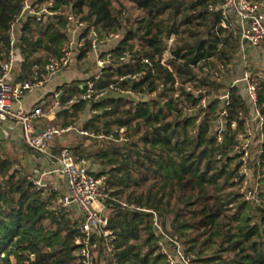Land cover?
I'll return each mask as SVG.
<instances>
[{"label":"trees","instance_id":"obj_1","mask_svg":"<svg viewBox=\"0 0 264 264\" xmlns=\"http://www.w3.org/2000/svg\"><path fill=\"white\" fill-rule=\"evenodd\" d=\"M24 1L0 0V76L1 65L12 50L10 37ZM45 1L52 3V12L63 15L47 16L42 22L29 16L21 21L15 45L18 81L33 80L34 66L43 67L60 56L69 41L70 14L95 27L104 44L111 34L122 36L102 52L103 57L111 53L113 64L97 80L98 90L118 83L123 75L144 72L138 81L120 84L140 95L137 103L125 97L100 103L79 101L58 111L51 124L77 125L107 137L102 141L82 137L65 148L96 167L93 175L106 178L111 194L104 209L109 213V230L116 237L119 264H167L158 251L153 213L164 231L177 237L185 252L195 256L196 264H264V154L260 163L248 161L260 190L261 205H254L236 190L241 186L243 163L237 137L247 127L252 109L242 88L229 90L215 76L231 72L241 49L233 32L222 27L220 12L211 10L221 1L40 2ZM129 12L138 15L131 20ZM258 49H264V42ZM167 51L171 57L163 65ZM88 52L90 47L79 50L80 69L90 62ZM124 56L126 62L119 63ZM248 69L258 76L259 107L264 115V66L257 67L250 60ZM85 71V75L95 74L93 68ZM85 81L63 87L59 99L63 106L84 93L81 86ZM199 90L205 93L197 94ZM225 90L230 91L232 100L229 122L219 142L216 123L225 107L224 102L214 101V95ZM57 96H52V102ZM205 99L212 101L206 109L202 105ZM92 111L96 114L91 115ZM249 126L255 130L254 123ZM253 144V153L264 150V143ZM58 145L61 148L60 142ZM10 171V162L0 156V264H79L80 217L76 215L77 220L71 222L74 211L55 214L41 198L43 190ZM53 197L55 203L57 195ZM94 243L93 264L106 260L111 264L103 244Z\"/></svg>","mask_w":264,"mask_h":264},{"label":"built area","instance_id":"obj_2","mask_svg":"<svg viewBox=\"0 0 264 264\" xmlns=\"http://www.w3.org/2000/svg\"><path fill=\"white\" fill-rule=\"evenodd\" d=\"M220 4L216 7L212 6V11L220 12L221 25L223 28L233 32L240 41V53L242 62L240 70L235 71L233 63L230 66L231 72L225 76L215 73L221 84L229 87V90L235 87L242 88L244 97L248 105L252 109L250 121L244 132L239 133L237 137V149L242 151L240 169L241 193L246 201L261 205L259 186L252 187L251 184H258L255 181L252 170L248 166V161L254 159L260 163V157L264 154V150L253 153V143H264V115L259 107L258 95V76L248 69L247 52L255 50L264 42V2H253L251 0H220ZM36 1L25 0L21 16L13 25L11 34V47L8 61L1 65L0 76V125L10 123L12 130H19L23 136L25 146L32 152L45 156L51 163H56V172L60 174L64 181V190L57 196L52 212L59 214L62 212L71 213L74 211L77 217L82 220L80 227V237L78 243L80 249L77 252L79 264H93V249L95 248L94 240L99 241L104 246V252L111 264H119L115 255V240L109 230V217L104 214V204L110 198L111 191L107 188L105 177H96L93 173L96 167L85 160L79 159L67 148H63L58 155L51 151L52 143L70 134H78L81 137H88L96 140H106L103 134L95 135L94 133L85 131L77 125L67 126H48L38 131L35 130V124L42 119L51 118L56 112L63 108L69 107L79 101L100 103L106 100L125 97L131 98L134 102H138L140 95L136 94L131 87L125 89L120 84L129 80L132 83L138 81L144 76V72H135L120 77L119 82L112 84L107 89L98 90L97 80L101 76L103 70L113 64L111 53L106 57L102 56V52L108 51V46L119 41L121 34H111L106 43L100 40L97 29L93 26L88 27L87 23L79 19L73 14L67 16L69 41L64 45L61 54L57 58L50 59L45 66H34V79L18 81L15 74L17 63L15 45L20 36V24L25 17H36L38 22H42L45 17L54 15H63L60 12H52L49 8L42 13L36 11ZM88 42V43H87ZM172 41L170 42V44ZM90 62L93 67L86 66L85 70L93 68L94 75H85V84L83 85L84 93L80 96H74L68 100L63 106L59 99L53 106L45 110L42 107H33L26 109L21 103L24 98L34 94L45 88L46 84L55 76L69 70L77 65V55L79 50L87 51ZM170 52L164 55L162 64L170 59ZM127 57H121L119 63L126 62ZM143 62L152 67V63L148 59ZM89 63V62H88ZM87 63V64H88ZM220 69L225 71L224 66ZM189 90H192L191 87ZM229 90H225L223 94L214 95V101L224 102V110L217 120V133L219 142L222 141L221 133L226 128L229 117L228 107L231 104V94ZM205 93L197 91L196 93ZM211 100H203V106L206 109ZM96 111H92L91 115H95ZM249 123L255 124V130L249 126ZM232 128H237V123L233 121ZM257 138L256 142L255 139ZM49 175L48 172H41L40 178L33 181V185L38 191L47 190V185L43 182V178ZM32 181V180H31ZM124 207L134 210H140L134 206L124 204ZM153 213L151 211H146ZM155 232L159 236L158 251L166 260L167 264H196V258L192 254H187L183 244L177 237L167 234L159 223L156 213H153Z\"/></svg>","mask_w":264,"mask_h":264},{"label":"crops","instance_id":"obj_3","mask_svg":"<svg viewBox=\"0 0 264 264\" xmlns=\"http://www.w3.org/2000/svg\"><path fill=\"white\" fill-rule=\"evenodd\" d=\"M257 50H260V52H262L264 55V49H258L257 48L255 50H250V52H247L248 64H249V61L251 60L252 63L257 67L264 66V60L261 62L256 61L257 58L259 57V53L257 54V52H258ZM240 56H241V54H238V63L234 66L235 71L240 70V64L242 62V58ZM251 57H252V59H250ZM85 66H86V68L93 67V64L91 62H89ZM19 70H20V64L18 62L17 66H16V70H15L16 74ZM82 71H83V69H78L77 65L73 66L69 70H66L65 72L53 77L46 84L44 89L24 98L21 104L26 109H30L33 107H42L45 110H47L48 107L50 108L51 106H53V104L56 103V101L52 102V96L53 95H56V96L58 95L57 96L58 99L64 95V91L62 89L65 85L72 84L74 81L85 79L86 76H85V74L82 73ZM16 74H15V76H16ZM77 76H78V78H76ZM81 87L83 88V85ZM61 94H63V95L61 96ZM50 103H51V105H50ZM55 119H56V117L54 115L51 118L40 120L37 124H35V130L38 131V130L44 129L48 126H52L51 124L55 121ZM81 138H82L81 136H79L78 134H74V133L67 135L63 138H59L52 143L51 151L53 154H55L57 152L56 155H58L59 152L63 148H65V147L69 148L70 144L71 145L73 144L72 146L76 145L74 143V141H79ZM0 141H3V142L5 141L8 144V147H10L11 149L20 150L22 146L23 147L25 146L21 132L19 130H12L10 123H8V122L0 125ZM58 142H60V144H62L61 148L58 147L59 146ZM32 154H33L34 161L31 162L30 164L33 165L32 167L34 168V170L37 169L35 171H40V173L45 171V172L49 173V175H47L45 178H43V182L47 185V189L49 191L53 190L55 192H58L57 193V196H58L64 190L65 186H64V181H63L62 177L60 176V174H58L56 172V170H57L56 163H54V162L51 163L50 161H48V159L45 156L36 154L34 152H32ZM39 174H38V176H39ZM36 178L38 179L40 177L36 176Z\"/></svg>","mask_w":264,"mask_h":264},{"label":"rangeland","instance_id":"obj_4","mask_svg":"<svg viewBox=\"0 0 264 264\" xmlns=\"http://www.w3.org/2000/svg\"><path fill=\"white\" fill-rule=\"evenodd\" d=\"M34 2L36 1L37 4V8L36 11L38 13H42L45 9L50 8L51 4L49 1H45V2H40L41 0H33ZM138 14H134L132 15L131 12H129V18L131 20H134L136 18ZM259 53V57L257 58L256 61L261 62L264 59V55L262 52L258 51L257 54ZM252 59V57L250 58ZM78 69H80L78 67ZM78 78V76L76 77ZM79 141H74L75 144H77ZM73 145V144H72ZM72 145L70 144V146L72 147ZM0 156L2 159H7L10 164H11V173L17 177V178H26L28 180V182H31L33 184V181H37L38 179L37 177H40V171H35L37 169L34 170V168L32 167L33 165L30 164L31 162L34 161L33 158V154L30 150H28L25 146L21 147L20 150L18 149H11L10 147H8V144L4 141H0ZM101 170V168H100ZM104 170V169H103ZM39 174V176H38ZM32 180V181H31ZM252 187H254L255 185H259V184H251ZM236 190H238L239 192H241V187H237ZM58 192L55 191H49L47 190H43L41 192V198L47 203V205L50 206V210L53 208L54 203H52L55 199V197H53V194L57 195ZM104 214L107 215L109 217V213L106 209H104ZM71 222H74L77 220L76 214H72L71 217ZM13 263H15V259L12 258L11 259ZM107 261V260H106ZM106 261H104V264H106Z\"/></svg>","mask_w":264,"mask_h":264},{"label":"water","instance_id":"obj_5","mask_svg":"<svg viewBox=\"0 0 264 264\" xmlns=\"http://www.w3.org/2000/svg\"><path fill=\"white\" fill-rule=\"evenodd\" d=\"M62 95H63V94H61V96H62ZM148 100H149V98H148V97H146V98H145V101H148Z\"/></svg>","mask_w":264,"mask_h":264}]
</instances>
